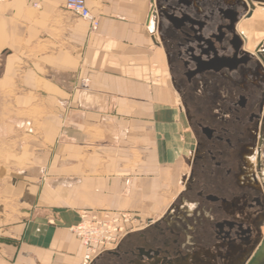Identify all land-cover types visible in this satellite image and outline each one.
<instances>
[{"label":"crops","instance_id":"0c3cea01","mask_svg":"<svg viewBox=\"0 0 264 264\" xmlns=\"http://www.w3.org/2000/svg\"><path fill=\"white\" fill-rule=\"evenodd\" d=\"M63 4L0 0V52H9L0 65V101L13 109L0 113V142L11 145L17 131L31 137L33 119L17 120L16 112L37 107V158L60 164L42 168L43 180L25 192L30 208L35 197L43 215L1 230L0 263L85 264L70 229L82 215L100 211L130 212L137 221L126 226L118 255L103 254L92 264L124 261L123 247L165 221L183 226L189 246L200 245L213 211L197 197L198 187L187 189L196 138L189 139V118L167 86L175 89L172 77L160 87V66L170 65L152 23L155 0H88L96 28ZM16 60L27 66L21 74ZM260 153V171L251 178L259 176L264 199V146Z\"/></svg>","mask_w":264,"mask_h":264},{"label":"flooded vegetation","instance_id":"af4514ba","mask_svg":"<svg viewBox=\"0 0 264 264\" xmlns=\"http://www.w3.org/2000/svg\"><path fill=\"white\" fill-rule=\"evenodd\" d=\"M187 1L191 6L199 7L201 13L205 7L215 9L205 14L204 20L199 22L204 24L200 28L199 23L191 24L190 21L196 22V19L186 7L178 6L176 1L157 0L158 12L177 19L182 15L188 17L172 25L161 16L159 33L174 71L173 82L185 95V112L190 125L198 132L188 180L192 184L187 189L198 187L196 195L210 206L213 222L207 238L194 247L186 243L183 226L175 228L166 221L162 222L152 232L138 236L137 243L128 244L126 248L122 246L120 252L125 260L118 261V264H239L243 256L237 248L238 240L245 243L244 253L264 223L260 220L264 217L261 187L246 172V155L250 158L262 140L264 66L260 61L257 65L256 55L244 50L247 39L237 31V24L243 16H246L245 20L251 18L247 16L251 13L253 0ZM233 20L237 22L231 25ZM233 34L239 36L242 44L233 38ZM199 36L213 42L218 57L233 62L242 60L245 65L231 72L222 69L219 73L192 75L197 63L194 57L200 54L195 48L201 45L203 49H209L196 42L195 38ZM237 47L238 54L235 53ZM241 52L255 59L251 60ZM224 61L231 65L230 61ZM199 84L200 89L187 91V87L195 85L198 88ZM260 148L262 151L263 146ZM238 212L242 216H238ZM239 225H243L242 237L238 232ZM224 246L228 254L221 249Z\"/></svg>","mask_w":264,"mask_h":264},{"label":"rangeland","instance_id":"374dc122","mask_svg":"<svg viewBox=\"0 0 264 264\" xmlns=\"http://www.w3.org/2000/svg\"><path fill=\"white\" fill-rule=\"evenodd\" d=\"M254 2L258 3V5L264 9V0H260L257 2V0H253ZM155 8H158L157 5V0H155ZM214 7V6H213ZM185 8V7H184ZM185 9L192 14L193 18L195 17L196 22H201V20H204L205 14L209 13L210 9H215V8H210L208 7L206 9H202V13L200 12L199 7H194V6H188ZM246 16H243L238 24H237V31L240 26L246 25ZM158 20V19H157ZM256 23H264V10L260 12H256L253 16L252 22L248 23L247 26L251 30L252 28L255 29L257 26ZM209 24H212V21L209 22ZM242 31V30H241ZM253 31V29H252ZM251 31V32H252ZM243 32V31H242ZM254 32V33H253ZM252 38L249 40H246V44L244 45V50L250 51L252 54L255 55V46L259 45L260 43H264V26L262 25L259 27V29L253 31ZM160 34V33H159ZM161 36V34H160ZM247 36V35H246ZM248 37V36H247ZM250 44V45H249ZM248 45V46H247ZM251 46V47H250ZM9 55L8 51L0 52V65L3 64V61L7 59V56ZM22 57V55H21ZM18 67L16 68V74H21L23 68H27L26 64L23 62V60H16ZM28 65V64H27ZM170 69V73H169ZM38 70V69H37ZM38 72L41 73L40 70ZM174 72V71H173ZM173 72L171 70V66L166 67V65H161L160 66V75H161V84L160 87L164 86L163 79L169 82V77H173ZM44 76L46 75L45 73H42ZM164 75V78H163ZM19 76V75H18ZM166 76V78H165ZM168 88L172 92L173 96L176 99H180L181 105H183V110L185 108L184 105V99L178 88L177 85L175 86V89L173 86L169 83L167 84ZM198 88H195V85L192 87H187L188 92H192L193 90L200 89V84L198 85ZM193 88V89H191ZM177 91V92H176ZM194 92V91H193ZM186 94V93H185ZM178 101V100H177ZM10 110H13L11 107L7 106V102L5 101H0V113L2 112H7ZM40 109L39 108H33V110H29L27 112L25 111H17V120H29L32 118V132H31V137L27 135L25 132H18L16 134V139L11 143V145H8L7 143L4 144L0 142V234L2 233L1 230L6 228V227H13L15 225H19L24 222L26 219L31 220L35 219L36 217H40L43 215L41 213V210L39 209V206H34L36 204L35 197L32 198V202L34 201V205L32 208H30V204L28 200H25V192H28L30 189H32V186L36 184L37 182H41L44 178V174L41 175V170L43 168L44 172L48 171L50 167H57L60 164H47L44 161V158L39 156V159L37 158L36 153H40L39 148L41 147L40 145L37 146L36 148H33L32 143H35L37 137L41 134V127L42 124H40V116L35 117L32 116L33 114H40ZM264 114V113H263ZM264 117V115H263ZM3 120V119H1ZM187 127V126H186ZM17 129V128H16ZM190 129L193 131V134H191ZM18 130V129H17ZM188 134H189V139L194 141V137L196 138V143L198 141V132H195L193 127L190 125L189 126ZM4 135H0V140H2ZM21 144H25L26 147L25 151H22L20 153L19 147ZM28 146V147H27ZM94 151V150H93ZM96 157V156H95ZM97 158V157H96ZM139 159V158H138ZM256 162V159H255ZM257 167V165H256ZM255 167V168H256ZM94 171L96 169H100V166H93ZM246 172H248V169L246 167ZM264 176V175H263ZM179 198L175 200V204H179ZM31 209V210H30ZM30 210V211H29ZM113 213H129L134 222L137 221V218L131 214L130 212H125V211H119V212H113ZM109 211H100L99 213L95 214L94 216L102 218L105 215L108 214H113ZM4 264V263H0ZM97 264H100L97 263Z\"/></svg>","mask_w":264,"mask_h":264},{"label":"built area","instance_id":"2783aa9c","mask_svg":"<svg viewBox=\"0 0 264 264\" xmlns=\"http://www.w3.org/2000/svg\"><path fill=\"white\" fill-rule=\"evenodd\" d=\"M88 0H65L63 9L74 17L89 23L91 28L98 26L88 7ZM129 213H113L102 218L82 215L80 222L70 231L80 240L84 249L83 261L92 264L103 254L116 252L126 235V226H133Z\"/></svg>","mask_w":264,"mask_h":264},{"label":"water","instance_id":"95a60500","mask_svg":"<svg viewBox=\"0 0 264 264\" xmlns=\"http://www.w3.org/2000/svg\"><path fill=\"white\" fill-rule=\"evenodd\" d=\"M165 2L168 1H176L178 6H182V7H188L190 6L189 1L187 0H164ZM260 1V0H257ZM247 10V8H246ZM161 16H163L165 18V20L169 23L172 24L175 21H185L186 19H188V17H186L185 15H182V18L177 19L174 18L172 15H166L162 12H159L158 17H153L152 18V23L155 24L156 21H158V25H156L157 28V32L159 33L161 30V27L159 26L160 23V18ZM251 13H248L247 17H250ZM158 20H155V19ZM185 18V20H184ZM149 19H150V15H149ZM189 21V20H188ZM191 24H198L199 22H193L190 21ZM237 20H233L231 22V25H233L234 23H236ZM202 25H204L203 23H199L198 26L201 28ZM175 26V25H174ZM179 27V26H177ZM176 27V28H177ZM233 38L238 40L240 42V44H242L241 40L239 39V36L236 34H233ZM196 42L201 44H205V47H209V49H203V46H197L195 49L199 50V56L194 57V61H196V69L192 72V75H200L204 72H213V73H219L222 69H227L229 72L231 71H235L240 65H245V61L242 60H236L235 62L231 61L229 58H220L218 57V51L215 49L213 42L210 39H205L202 36L196 37L195 38ZM162 41V39H161ZM241 46V45H239ZM191 51H194L193 49ZM264 50H262V52H259L256 54V59L257 62H255L258 65V61H260V63L264 66ZM235 53L238 54L239 52V47H237L235 49ZM211 54V55H210ZM244 56L248 57L249 59H255L253 56H250L246 53H242ZM202 57H205V60H202ZM230 61L231 65H228L225 63V61ZM233 62V63H232ZM264 123V120H263ZM260 132L262 134V140L261 142H259V148L264 146V125L261 126L260 128ZM257 163V170L260 171L261 168V163H260V159H258L256 161ZM253 179L256 181L255 176H253ZM263 205H264V199H263ZM238 216H242V214L240 212H238L237 214ZM241 226L243 225H239L238 226V232L240 233L241 237H242V230H241ZM239 244H237V248H239V252H240V256H243V258L241 259L239 264H264V236H262L261 232L258 234L257 238L253 241V243L251 244V247L248 248V250H244V253L242 251V249L245 247V243L242 239H239ZM224 252V254H228V249L227 247H222L221 248ZM246 251V252H245ZM112 254L118 255L117 252H113Z\"/></svg>","mask_w":264,"mask_h":264},{"label":"bare ground","instance_id":"6f19581e","mask_svg":"<svg viewBox=\"0 0 264 264\" xmlns=\"http://www.w3.org/2000/svg\"><path fill=\"white\" fill-rule=\"evenodd\" d=\"M65 1V0H64ZM257 2H259V1H257ZM264 9L263 8H261L259 5H258V3H256V2H254L253 1V3H252V5H251V18H253V16H254V14L256 13V12H260L261 13V11H263ZM152 15L154 14L153 12L151 13ZM159 15V14H158ZM251 18L250 19H248V20H246V23L248 24V23H250V21H251ZM247 24L246 25H242V26H240L239 28H238V30H239V32L240 33H242L243 34V36L244 37H246V39H248L249 40V42H250V39L252 38V36H254V34H252V32L253 31H255V29H256V27H255V29L254 28H252L253 29V31H252V29L250 30L249 28H248V26H247ZM243 32H242V31ZM252 31V32H251ZM254 33V32H253ZM248 37H247V36ZM250 45V44H249ZM248 46V45H247ZM251 47V46H250ZM255 50H256V54L257 53H259V52H262V50H264V43H260L259 45H256L255 46ZM264 52V51H263ZM255 54V55H256ZM257 139H259V137L257 138ZM260 149L258 148V147H256V149L254 150V153H253V155L250 157V158H248V155H246L247 156V159H246V162H247V169H248V172H247V175H250V174H253V172H255V167H256V162H255V159L256 158H258L259 156H260ZM246 158V157H245ZM260 158V157H259ZM257 160V159H256ZM257 170V169H256ZM256 180L260 183V178H259V176H257L256 175ZM263 181V180H262ZM261 181V182H262Z\"/></svg>","mask_w":264,"mask_h":264}]
</instances>
